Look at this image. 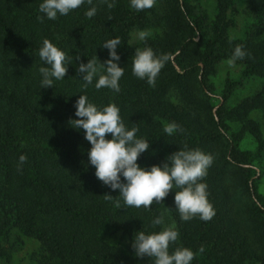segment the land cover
<instances>
[{
  "label": "trees",
  "instance_id": "trees-1",
  "mask_svg": "<svg viewBox=\"0 0 264 264\" xmlns=\"http://www.w3.org/2000/svg\"><path fill=\"white\" fill-rule=\"evenodd\" d=\"M198 1L155 0L151 9L137 11L130 0H115L113 9L93 0L97 12L91 18L85 16L91 7L85 2L50 20L39 11L43 0H0V258L16 230L39 243L40 264H153L152 258L135 256L136 233L173 227L179 237L169 252L191 249L196 253L191 264H264L263 207L251 202L244 209L250 239L234 224L232 201L237 191L249 195L252 161L264 152V133L249 116L258 111L264 117V0H248L251 23L241 39L228 32L234 0H213L211 18ZM135 30L153 34L132 46ZM116 37L121 40L117 63L124 68L120 92L97 90L98 77L82 88L78 64L95 58L103 64L109 55L101 45ZM44 39L71 58L64 79L47 88L39 73L47 66L39 57ZM238 44L251 58L236 62L243 66L240 76L226 80L217 98L209 77ZM137 47L167 56L155 87L132 73ZM251 79L263 81L260 90L229 106L234 92ZM79 95L98 108L115 104L126 128H138L136 138L150 143L137 160L141 168L160 166L185 146L210 154L213 162L200 182L207 185L214 217L182 221L174 204L176 188L150 210L125 206L122 200L117 208L118 190L99 181L88 161L91 145L84 130L68 123L79 119L74 107ZM172 122L181 131L169 136L163 128ZM231 123L238 129L232 130ZM246 134L254 139V153L239 149ZM20 155L27 157L23 165ZM257 200L264 206V197ZM158 216L164 223L154 226Z\"/></svg>",
  "mask_w": 264,
  "mask_h": 264
},
{
  "label": "clouds",
  "instance_id": "clouds-1",
  "mask_svg": "<svg viewBox=\"0 0 264 264\" xmlns=\"http://www.w3.org/2000/svg\"><path fill=\"white\" fill-rule=\"evenodd\" d=\"M85 2L91 5L85 16L91 18L97 12L93 0H43L39 4V11L48 19L55 20L58 14L67 15ZM99 3L106 5L108 9L115 7V0H99ZM154 4L155 0H130V6L137 11L151 9ZM37 19L43 22L44 17L38 16ZM148 35L144 30L137 33L140 41H145ZM120 43V38L116 37L101 45L108 49L109 55V59L103 64L98 63L97 58L88 60L86 64H78L77 72L83 74L82 80L85 82L82 88L86 89L93 83L94 78L98 77L95 81L97 90L107 88L120 92L119 80L124 75V68L117 63L120 57L116 49ZM39 57L47 65L39 68L43 88L52 87L54 80L64 79L71 61L65 52L48 39H44L39 49ZM245 57L251 58V54L238 44L227 63L235 67L236 62ZM75 59L79 61L80 56ZM166 61L167 56H156L150 47H137L132 59V73L138 79L146 80L149 86L155 87L156 78ZM74 107L75 116L79 119H70L68 123L74 129L84 130V138L91 145L87 153L88 161L95 167V176L99 181L114 191L118 190L120 200L115 201L117 208L122 200L125 206L150 210L154 202L162 204L169 191L176 188L180 190L175 191L174 204L182 221L199 217L207 222L214 217L215 210L207 199V185L200 182L206 177L207 169L213 162L210 154H205L199 149L187 150L185 146V149L169 155L162 165L141 168L137 160L149 149L150 143L143 138H136L138 128H126L115 104L98 108L89 102L86 95H79ZM163 131L171 136L174 132L181 131V128L172 122L165 125ZM106 134H111V139H106ZM26 160L25 155H20L19 164L23 165ZM104 197L107 200L113 199L109 194ZM163 223V216H158L152 221L154 226ZM178 237L179 233L173 227H165L162 231L151 234L138 231L132 248L136 257L152 258L153 264H191L196 255L191 249L177 247L169 252L170 245L174 244ZM203 251L201 246L199 252Z\"/></svg>",
  "mask_w": 264,
  "mask_h": 264
},
{
  "label": "rangeland",
  "instance_id": "rangeland-1",
  "mask_svg": "<svg viewBox=\"0 0 264 264\" xmlns=\"http://www.w3.org/2000/svg\"><path fill=\"white\" fill-rule=\"evenodd\" d=\"M199 5L211 18L214 13L213 0H199ZM248 0H234L232 7L228 12V19L232 22V26L229 29V37L241 39L244 37L250 23L251 15L247 7ZM142 30H135L131 33L130 44L135 46L140 40L137 37V33ZM149 33L148 36L153 34L152 30H145ZM228 60L220 62L215 69V72L210 75L209 82L214 87V94L217 96L221 95L223 86L226 80H236L240 76L243 66L236 63L235 67H231L227 63ZM263 86V81L260 79H251L243 84L242 87L234 92L229 106H234L241 99L246 96L252 95L253 93L260 90ZM216 104H219L218 99H214ZM221 103V102H220ZM250 118L257 122L261 130L264 133V117L258 111L250 113ZM230 128L232 130L238 129L237 123H231ZM256 144L253 137L250 134H246L245 137L239 144L241 151H248L254 153ZM252 169L255 171L254 183L249 184V195L247 192L237 191L233 195V215L234 224L237 228L242 231L243 234L249 235V226L246 224V214L244 209L248 208L251 202H254L258 206L260 205L257 198L264 197V152L260 157L252 161ZM264 218V215H263ZM246 226V227H245ZM6 256L0 258V264H40V245L35 240L21 236L16 230L12 231L8 241L3 244ZM255 247V246H254Z\"/></svg>",
  "mask_w": 264,
  "mask_h": 264
}]
</instances>
